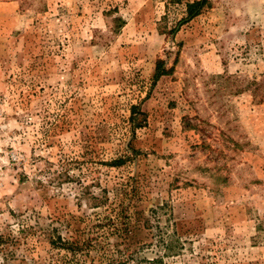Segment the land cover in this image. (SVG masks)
Returning a JSON list of instances; mask_svg holds the SVG:
<instances>
[{
  "label": "rangeland",
  "instance_id": "374dc122",
  "mask_svg": "<svg viewBox=\"0 0 264 264\" xmlns=\"http://www.w3.org/2000/svg\"><path fill=\"white\" fill-rule=\"evenodd\" d=\"M194 1L0 0V264H264V0Z\"/></svg>",
  "mask_w": 264,
  "mask_h": 264
},
{
  "label": "trees",
  "instance_id": "16d2710c",
  "mask_svg": "<svg viewBox=\"0 0 264 264\" xmlns=\"http://www.w3.org/2000/svg\"><path fill=\"white\" fill-rule=\"evenodd\" d=\"M203 3H204V0H198V1H194L192 3L186 4V15H187L188 19H191L192 17L198 15L201 8L203 7ZM163 73H164V70L162 68V62H158L156 65V69H155V73H154L153 78L156 80L157 78L162 76ZM118 163L119 162H114L113 165H119ZM120 215H121V212H120ZM60 247L66 249V250H70L72 252L78 250L77 248H74L76 246H73L72 244L65 243V242H64V244L61 243Z\"/></svg>",
  "mask_w": 264,
  "mask_h": 264
}]
</instances>
